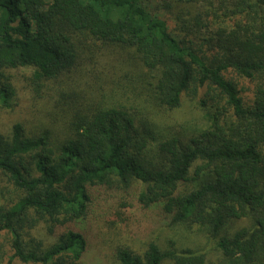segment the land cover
Segmentation results:
<instances>
[{
    "label": "trees",
    "instance_id": "1",
    "mask_svg": "<svg viewBox=\"0 0 264 264\" xmlns=\"http://www.w3.org/2000/svg\"><path fill=\"white\" fill-rule=\"evenodd\" d=\"M165 1L174 27L143 0H0V108L15 105L13 69L32 68L33 83L77 72L90 41L136 55L154 73V99L168 109L203 95L207 125L157 141L125 106L79 104L64 116V137L0 132V171L16 198L0 205V232L23 263L82 264L89 245L92 189L141 184L139 202L168 226H198L229 264H264V0ZM178 10L176 15L172 12ZM227 73L254 83L245 101ZM157 141V160L148 157ZM6 198V197H4ZM249 225L231 232L232 223ZM46 224L47 247L32 231ZM119 264H207L206 255L118 247Z\"/></svg>",
    "mask_w": 264,
    "mask_h": 264
},
{
    "label": "rangeland",
    "instance_id": "2",
    "mask_svg": "<svg viewBox=\"0 0 264 264\" xmlns=\"http://www.w3.org/2000/svg\"><path fill=\"white\" fill-rule=\"evenodd\" d=\"M175 3L177 0H167ZM154 13H160L174 24L164 0H143ZM205 3L197 0L195 7ZM178 10L172 13L176 15ZM77 72L58 79L33 83L32 68L13 69V83L17 90L15 105L10 109L0 108V132L8 134L15 124H22L28 133L50 129L54 135L64 137V116L72 106L81 103L94 105H121L130 109L153 130L157 141L177 133H194L205 127L206 111L200 104L203 95L184 96L180 107L168 109L154 99V73L137 64L136 55L118 46L90 41L84 50ZM246 102L253 100L254 83L233 73ZM157 141L150 147L148 157L157 160ZM112 186H97L92 189L93 201L88 216L89 245L82 264H119L115 257L118 247H129L143 252L146 245L155 241L163 248L174 241L178 248H191L206 255L207 264H229V260L217 248V239L209 238L196 225L168 226L158 215V210L144 207L138 200L137 191L141 184L131 188L121 186L115 177ZM6 197V198H4ZM17 196L11 183L0 171V205ZM249 225L247 219L234 222L231 232ZM32 235L42 240L47 247L58 241L51 235L47 225L41 224ZM12 236L8 231L0 232V264H28L13 255ZM32 264V263H29Z\"/></svg>",
    "mask_w": 264,
    "mask_h": 264
}]
</instances>
